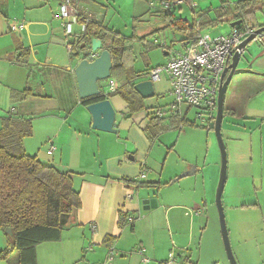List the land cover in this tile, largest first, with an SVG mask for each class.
<instances>
[{
  "label": "crops",
  "instance_id": "crops-1",
  "mask_svg": "<svg viewBox=\"0 0 264 264\" xmlns=\"http://www.w3.org/2000/svg\"><path fill=\"white\" fill-rule=\"evenodd\" d=\"M127 1L130 6L127 15L133 24L145 19L161 21L158 24L160 26L157 25L148 38L164 42L161 46L164 62L176 43L180 44V48L176 50H184L186 44L182 41L185 37L183 31L177 30L159 14L153 13L157 8L150 5L151 0ZM238 1L240 0H191L190 4L181 2L175 6L174 16L181 19L178 26L182 28L190 20H212L219 8L232 7ZM60 2L61 0H7L5 13H0V127L3 118L9 115L31 118V134L34 135V119L48 117L50 122L43 129L41 142H49V146L43 151L45 157L36 156L61 171L73 172V186L81 199L80 208L61 231L60 239L36 245V264H159L167 260L170 252L174 255L172 264H186L191 256L190 248L195 237H202L206 231V227H202V213L210 207L208 195L204 187L200 188L199 185V175L202 172L200 157L198 153L194 155L192 148H189L188 158L166 165V162L161 163L157 155L152 154L155 148L153 143L160 140L161 136L150 141L142 127L146 124L148 112L162 108L159 104L146 105L149 110L125 118L126 103L119 96L105 95L115 109V132L91 128V116L78 97L73 71L80 57L74 59L67 44L82 32L83 18L102 22L106 27L121 32L118 26L110 25L111 19H107L109 4L117 7L120 0H71L76 14L69 19L73 23V31L69 35L65 34L62 21L56 16ZM183 5L186 7L183 8ZM179 10L183 14L177 16ZM185 11L188 14H184ZM235 20L239 19L233 21ZM21 21L24 22L22 29H10L11 23ZM230 23H220L200 32L210 34L207 30L219 26L227 29L216 35L227 34L232 29ZM168 29L172 33L170 43L165 38H160L161 31ZM133 37L137 36L133 34ZM21 48L28 50L25 62L19 58ZM151 67L148 66L144 71L146 75H141L135 82L149 79L148 71ZM237 67L248 68L252 72L234 74L225 91L221 132L225 123V133L222 132V136L225 146L226 139L231 144L229 150L226 149V182L231 176L235 180L238 176L251 177L255 158L261 168L264 166V38L248 45L242 52ZM49 68L65 72V84L69 91H73L74 111L81 109L73 124L61 117L59 106H54L57 95L52 88H46L45 78H49L46 77ZM137 72L140 74L141 71ZM26 87L31 90V94L23 97L20 92ZM154 91L156 95L155 87ZM158 92L164 93L161 88ZM168 92L170 94V85ZM45 103L53 107L55 114H41L38 117L28 115L32 105L38 107ZM188 110L183 106L181 116L162 119L165 129H178L176 143L190 131L196 130L200 134L203 131L198 130V127H203L201 124L194 119H187ZM182 119L194 125L185 128L180 124ZM50 123L53 124L52 127L49 126ZM26 139L27 136L22 140L23 147L26 153L32 155ZM51 145L53 151L47 154ZM244 145L246 149L243 148ZM46 157L53 159L49 161ZM212 160L216 162L215 158ZM143 169L145 177L138 180ZM179 173L186 175L177 177ZM263 176L262 171L260 178ZM183 177H188L185 178V186L180 182ZM128 193L132 195L129 199ZM263 207L256 201L253 208ZM261 212L264 219V211ZM128 217L133 220L130 222ZM12 241L11 234L0 229V251ZM15 251L12 250L7 258L0 259V264H14L11 256ZM201 259L200 254L198 263L193 264H201ZM220 260L224 264L223 258ZM257 264H264V257Z\"/></svg>",
  "mask_w": 264,
  "mask_h": 264
},
{
  "label": "trees",
  "instance_id": "trees-1",
  "mask_svg": "<svg viewBox=\"0 0 264 264\" xmlns=\"http://www.w3.org/2000/svg\"><path fill=\"white\" fill-rule=\"evenodd\" d=\"M169 3L166 9L157 8L153 13L159 14L169 25L182 30L185 37L182 41H191L207 27L241 19L242 25L259 27L256 12L264 6V0H240L232 7H222L212 20L199 19L184 23L174 16L177 0H160ZM190 4L191 0H181ZM7 0H0V13H5ZM84 28L71 45L72 57L79 58L83 50L90 46L93 37L101 40V48L108 49L112 56L111 78L116 82V89L107 96H119L126 103L125 118L135 113L149 110L145 99L135 90V80L141 75L127 61L129 38L119 31L106 27L102 22L83 18ZM240 25V27H242ZM19 58L24 62L28 50L21 48ZM20 94L25 97L31 94L26 87ZM14 95V94H13ZM98 96L82 100V105L104 99ZM156 111V110H155ZM155 111L147 113L143 132L150 141H154L165 129L161 117ZM225 108L223 106V116ZM194 125L180 120V124ZM213 124V123H212ZM209 129H213V125ZM31 118H3L0 127V229H11L13 241L0 251V259L7 258L12 250L19 255L17 264H36L35 247L46 241H56L61 231L70 223L71 216L80 208L79 192L73 186V172L61 171L55 166L41 161L36 155L25 152L23 138L31 135ZM251 206L255 207L256 204ZM121 223V222H120ZM122 224V223H121ZM186 264H193L189 260Z\"/></svg>",
  "mask_w": 264,
  "mask_h": 264
},
{
  "label": "rangeland",
  "instance_id": "rangeland-1",
  "mask_svg": "<svg viewBox=\"0 0 264 264\" xmlns=\"http://www.w3.org/2000/svg\"><path fill=\"white\" fill-rule=\"evenodd\" d=\"M104 3L106 4V2ZM118 4L119 6L117 7H114L112 3L109 4L107 19H111V21L109 20L111 26H118L122 34L129 38L126 61L133 66L134 69L141 71L140 75L144 76L146 75L144 71L148 66L154 67L156 65H161L165 60L162 47L153 45L152 40L148 38L151 31L157 27L161 21L158 20L157 22L156 19V22L153 20H150V22L145 19L144 21H137L133 24L132 20L127 15L130 7L128 1L120 0ZM111 5L113 7H111ZM185 5H183V8L186 7ZM179 12L180 10L177 11V16L183 14ZM184 14L188 13L185 11ZM256 21L260 25H264V6L261 10L256 12ZM159 26L160 25H158V27ZM226 29L227 27L222 28L217 26L207 31L210 35L215 36L217 33H224ZM133 34L137 37L132 38ZM171 35L172 33L169 29L166 31L162 30L160 38H165L167 42L170 43L169 41L172 39ZM251 43L255 44V41ZM173 48L175 50L180 48V44L176 43ZM46 77H49L45 78L46 88H52L57 95V102L54 106H59L61 117L63 119L67 118L68 122L73 124V121L78 117V110L81 109L74 111L73 91H69L68 86L65 84V72L49 68ZM104 85L105 83L103 81L99 82L101 89L104 88ZM168 85L169 81L165 74L162 73L160 80L154 82L156 95L146 98V105L156 106L159 104L162 108L167 109L170 101L173 100L168 92ZM160 88L164 92L163 94H159L158 90H160ZM80 108L83 107L81 106ZM1 114L2 108H0V115ZM41 114L52 115L55 114V111L52 106H49V103H45V105L39 104L38 107L32 105L30 114L28 115L38 117ZM186 117L187 119H194L198 124L203 123L205 127H198V130H203L202 133L200 134L196 130L190 131L191 133H186V135L181 137L178 143H176L178 129L171 127L166 128L160 134V140L153 143L155 144V148L152 154L157 155L159 161L161 163L166 162L167 165L170 162H178L182 158H188L189 148H192L194 155L198 153L200 157L199 166L202 170L199 175V178H201L199 185L200 188L204 187L208 195V205L210 204V207H208L205 213H202V227H206V231L203 233L202 237L199 235L195 237L190 248L191 256L189 257V261L198 263V257L201 254L202 263L223 264L222 260H220L223 258L224 264H229L222 242L218 213L215 206V192L221 162L217 139L214 130L207 127V119L205 117H198L195 108H190ZM47 118L48 117L34 119V135L31 134L27 136L26 139L28 150L31 151L32 155H38V157H43V151L45 152V149L49 146V142H41L43 129L46 123L50 122V119ZM183 125L186 126L185 128L189 126L187 123ZM49 126L52 127L53 124L50 123ZM224 127L225 123H223L222 126L223 134L225 133ZM206 134H208L209 137L206 138ZM209 139L211 144H209ZM226 141V149L228 148L229 150L230 143H228L227 139ZM159 145L162 147H159ZM243 148L246 149V145H244ZM212 158L216 159L214 160L216 161L215 163ZM47 159L51 161L53 158L48 157ZM253 171L254 173L251 177L238 176L237 180L233 179L232 176L229 177L222 193L229 240L238 264H257L258 261L264 257V219H262L261 212L264 211V207L261 208V210L260 208L254 209L253 206H251L252 204H256V201L260 203V207L264 206V176L260 178L261 172H264V166L263 168L259 166L257 158L254 160ZM180 175L181 173L177 174V177ZM185 178L188 177L180 179L183 180L180 181L183 186L186 185L185 180L187 179ZM187 183L189 184L188 181ZM241 204L244 205L241 206ZM18 255L19 253L17 250L12 254V263L16 264Z\"/></svg>",
  "mask_w": 264,
  "mask_h": 264
},
{
  "label": "built area",
  "instance_id": "built-area-1",
  "mask_svg": "<svg viewBox=\"0 0 264 264\" xmlns=\"http://www.w3.org/2000/svg\"><path fill=\"white\" fill-rule=\"evenodd\" d=\"M175 2L180 4L182 1ZM150 5L161 9L169 7L168 2L160 0H151ZM74 14L76 13L71 0H61L56 16L62 21L66 35L73 31V23L69 19ZM240 25H242L241 22L234 25L227 34L212 36L206 32H199L198 36L188 41L183 51L174 49L164 63L149 69L148 76L153 82L159 81L161 74H165L170 85V95L173 98L167 109L161 108L155 111L156 116L161 118L181 116L183 106L189 109L195 108L198 117H205L208 121L207 127L210 128L215 118L217 91L223 68L235 46L245 40L255 29L248 25H242V27ZM9 27L12 31H18L24 27V22H13ZM262 38H264V32L257 34L254 40ZM152 44L163 46L164 42L154 38ZM67 49L71 51L70 44H67ZM115 89V80L111 77L107 78L103 88L104 95H108ZM201 126L205 127L203 123ZM52 151L51 145L46 152L51 154ZM144 177L143 169L138 175V180ZM131 197L132 195L128 193L127 198ZM128 220L131 222L133 218L128 217ZM173 258V252H170L167 260L159 264H172Z\"/></svg>",
  "mask_w": 264,
  "mask_h": 264
},
{
  "label": "water",
  "instance_id": "water-1",
  "mask_svg": "<svg viewBox=\"0 0 264 264\" xmlns=\"http://www.w3.org/2000/svg\"><path fill=\"white\" fill-rule=\"evenodd\" d=\"M241 21V19L235 20L231 22L230 25L233 27L234 25L239 24ZM262 32H264V25L255 28L245 40L235 46L232 54L229 56V62H227L223 68L217 91L216 113L213 122V130L217 139L221 162L215 192V206L218 213L222 242L229 264L238 263L230 244L222 202V193L227 177V151L221 132L224 96L230 79L234 74L252 72V70L248 68H238L237 65L241 58L242 52L252 41H255V36ZM187 43L188 41H185V44ZM90 57L93 58L90 59ZM112 65L113 62L110 51L108 49H102L101 40L93 37L91 39L90 46L83 50L82 56L79 58L73 69L77 84L78 97L81 101L98 96L100 94L104 95V90L100 88L99 82L104 81L111 76ZM134 90L144 99L152 97L155 94L153 81L151 79L135 82ZM86 109L91 116L92 129L105 132H115V109L109 98L105 97L102 100L89 103L86 105ZM185 175L186 174H181V176ZM146 201L147 200H145V202ZM5 231L11 234L10 228H7Z\"/></svg>",
  "mask_w": 264,
  "mask_h": 264
}]
</instances>
